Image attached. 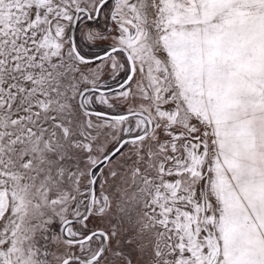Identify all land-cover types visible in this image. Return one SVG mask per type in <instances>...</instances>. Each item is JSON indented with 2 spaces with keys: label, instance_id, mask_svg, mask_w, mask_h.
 Wrapping results in <instances>:
<instances>
[{
  "label": "snow or ice",
  "instance_id": "6c2138e0",
  "mask_svg": "<svg viewBox=\"0 0 264 264\" xmlns=\"http://www.w3.org/2000/svg\"><path fill=\"white\" fill-rule=\"evenodd\" d=\"M0 264H264V0H0Z\"/></svg>",
  "mask_w": 264,
  "mask_h": 264
}]
</instances>
